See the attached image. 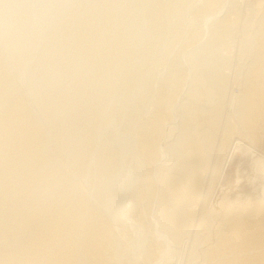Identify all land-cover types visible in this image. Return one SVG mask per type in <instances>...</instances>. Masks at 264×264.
<instances>
[{"label":"bare ground","instance_id":"1","mask_svg":"<svg viewBox=\"0 0 264 264\" xmlns=\"http://www.w3.org/2000/svg\"><path fill=\"white\" fill-rule=\"evenodd\" d=\"M0 264H264V0H0Z\"/></svg>","mask_w":264,"mask_h":264}]
</instances>
